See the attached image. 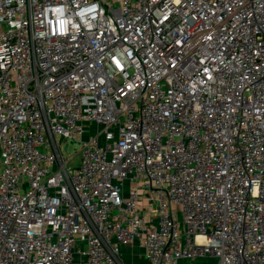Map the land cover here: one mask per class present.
<instances>
[{
  "label": "built area",
  "instance_id": "1",
  "mask_svg": "<svg viewBox=\"0 0 264 264\" xmlns=\"http://www.w3.org/2000/svg\"><path fill=\"white\" fill-rule=\"evenodd\" d=\"M134 247L264 264V0H0V264Z\"/></svg>",
  "mask_w": 264,
  "mask_h": 264
},
{
  "label": "rangeland",
  "instance_id": "2",
  "mask_svg": "<svg viewBox=\"0 0 264 264\" xmlns=\"http://www.w3.org/2000/svg\"><path fill=\"white\" fill-rule=\"evenodd\" d=\"M87 131L88 133L86 134V138H89L97 134L98 128L95 125H90L87 128ZM79 152L80 150L78 147V143L69 142L63 144L62 153L66 162H69L71 158L77 155L74 161L69 164V168H76L81 164V157L79 155Z\"/></svg>",
  "mask_w": 264,
  "mask_h": 264
},
{
  "label": "crops",
  "instance_id": "3",
  "mask_svg": "<svg viewBox=\"0 0 264 264\" xmlns=\"http://www.w3.org/2000/svg\"><path fill=\"white\" fill-rule=\"evenodd\" d=\"M125 254L128 262L131 264H147L146 260L143 258L136 259L137 261L135 262L134 256H139L140 254V250L136 247L126 249Z\"/></svg>",
  "mask_w": 264,
  "mask_h": 264
}]
</instances>
